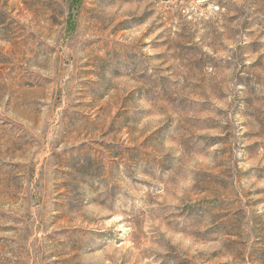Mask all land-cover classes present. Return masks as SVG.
<instances>
[{"label":"rangeland","instance_id":"rangeland-1","mask_svg":"<svg viewBox=\"0 0 264 264\" xmlns=\"http://www.w3.org/2000/svg\"><path fill=\"white\" fill-rule=\"evenodd\" d=\"M0 264H264V0H0Z\"/></svg>","mask_w":264,"mask_h":264}]
</instances>
